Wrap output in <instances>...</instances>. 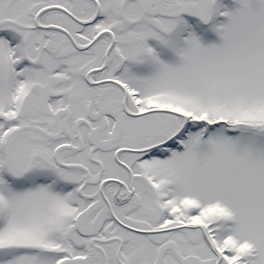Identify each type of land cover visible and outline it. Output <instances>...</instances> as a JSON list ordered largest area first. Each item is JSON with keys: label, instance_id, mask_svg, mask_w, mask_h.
<instances>
[{"label": "snow or ice", "instance_id": "6c2138e0", "mask_svg": "<svg viewBox=\"0 0 264 264\" xmlns=\"http://www.w3.org/2000/svg\"><path fill=\"white\" fill-rule=\"evenodd\" d=\"M0 264H264V0H0Z\"/></svg>", "mask_w": 264, "mask_h": 264}]
</instances>
